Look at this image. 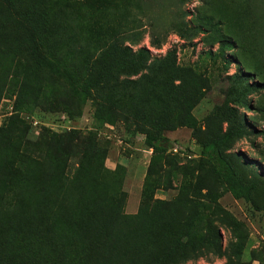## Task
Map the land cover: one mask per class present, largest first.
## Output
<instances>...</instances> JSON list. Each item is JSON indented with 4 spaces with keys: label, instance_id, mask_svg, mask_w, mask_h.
<instances>
[{
    "label": "rangeland",
    "instance_id": "1",
    "mask_svg": "<svg viewBox=\"0 0 264 264\" xmlns=\"http://www.w3.org/2000/svg\"><path fill=\"white\" fill-rule=\"evenodd\" d=\"M24 1L55 7L48 49L77 73L114 38L134 55L148 53L141 70L98 87L80 114L65 84L36 70L26 50L0 65V127L16 104L29 112L20 115L25 125L0 132V160L13 162L24 149L34 160L31 190L43 223L52 213L121 222L118 247L133 250L131 264H154L197 219L200 239L169 264H264V0ZM158 28L165 38L152 47ZM131 33L139 35L135 45L124 39ZM222 43L228 47L220 52ZM171 52L176 68L191 69L205 84L193 110L196 132L153 86L161 77L154 64ZM177 91L193 96L186 84ZM108 108L115 125L96 129L94 114ZM237 126L249 135L234 138L224 155L241 184L253 186L249 199L236 198L201 155L203 144ZM157 130L169 143L154 166L144 136ZM15 199L0 203V244L32 215L25 199ZM33 225L25 231L32 241ZM95 245L81 264H93ZM44 252L57 264L56 253Z\"/></svg>",
    "mask_w": 264,
    "mask_h": 264
},
{
    "label": "trees",
    "instance_id": "2",
    "mask_svg": "<svg viewBox=\"0 0 264 264\" xmlns=\"http://www.w3.org/2000/svg\"><path fill=\"white\" fill-rule=\"evenodd\" d=\"M29 3L24 0H0V65L12 64L18 50H26L28 59L36 70L45 71L65 84L79 114L98 87L112 81L114 75H127L141 70L142 62L148 60L145 50H139L134 55L127 48H119L118 40L114 38L96 56L85 73H77L57 60L50 48L48 49L53 34L50 27L55 16V7ZM177 29L180 31L182 28ZM138 38V34L131 33L129 38L124 39L135 45ZM164 38V30L158 28L151 33L150 45L159 47ZM225 47L228 46L222 43L218 51L222 52ZM174 58L175 54L171 52L163 61L154 64L161 77L153 86L158 88L166 99L181 107L184 113L181 125L196 132L198 127L193 110L204 97L205 84L191 69L176 68ZM175 83L178 85L175 86ZM185 84L193 90V96H184L177 91L178 87ZM27 113L28 109L22 104H16L11 115L4 120L0 132L25 125L20 115ZM93 124L96 129L115 125L113 110H98L93 116ZM246 135L249 133L244 127H230L221 136L211 138L201 148V155L211 163L215 176L226 184L238 199H249L253 186L241 184L232 161L224 152L234 138ZM168 143L158 130L145 134L144 145L152 153L154 166L162 162ZM27 154L24 149L20 153L17 152L18 159L13 162L0 160V203L10 197L16 198L14 203L25 199L32 214L30 218L15 223L17 228L10 227L9 234L0 244V264H52L49 254L44 252L48 250L57 254V264H81L87 254L86 247L95 244L93 264H131L133 250L118 247L122 236L121 222L110 223L96 217L79 220L82 216L62 220L57 213H52L43 223L31 190L38 172L34 160L27 161ZM216 201L214 198L213 202ZM33 224L38 227V237L32 241L25 231ZM197 224V219L188 223L186 233L177 240L174 248L162 254L154 264L173 263L179 253L180 257H183V249L200 239L196 231ZM104 226L110 228L108 233L103 232Z\"/></svg>",
    "mask_w": 264,
    "mask_h": 264
}]
</instances>
